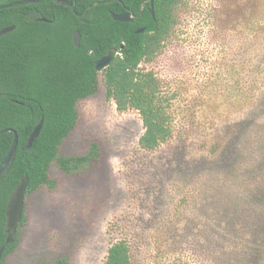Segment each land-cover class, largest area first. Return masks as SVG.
I'll return each mask as SVG.
<instances>
[{"label": "rangeland", "instance_id": "rangeland-1", "mask_svg": "<svg viewBox=\"0 0 264 264\" xmlns=\"http://www.w3.org/2000/svg\"><path fill=\"white\" fill-rule=\"evenodd\" d=\"M232 8L182 0L175 31L146 64L173 117L172 138L153 152L139 148V114L117 111L97 74L59 156H87L93 145L97 155L71 173L51 165L56 186L25 197L3 264H102L118 241L133 264H264V113L249 104L264 82V41L251 40L248 18Z\"/></svg>", "mask_w": 264, "mask_h": 264}, {"label": "trees", "instance_id": "trees-1", "mask_svg": "<svg viewBox=\"0 0 264 264\" xmlns=\"http://www.w3.org/2000/svg\"><path fill=\"white\" fill-rule=\"evenodd\" d=\"M18 1L21 0H0V5ZM59 1L73 3L74 10ZM101 1L110 3L97 4ZM144 1L43 0L39 4L0 10V30L15 27L0 37V131L11 128L18 136L14 162L0 175V246L6 237L7 200L22 176L28 177L26 197L44 185L55 188L56 181L50 175L54 162L65 173H71L96 157L95 145L82 157H62L59 150L77 125V102L97 91L94 61L108 49L119 51L103 70L106 98L114 102L119 112L133 110L139 114L144 130L139 148L153 152L172 138L171 100L163 94L161 81L154 72L145 67L175 31L182 0H154V17L149 5H143ZM91 4L97 5L89 8ZM258 5L264 8V0H232V11L236 20L248 18L251 40L264 41V20L256 23L253 18ZM124 13L133 14V21L122 23L111 18V14ZM139 29L144 32L137 34ZM76 31L87 36L80 48L70 44L71 34ZM90 44L95 47L91 55L84 53L85 46ZM121 44L123 48L119 49ZM261 49L258 67L264 78V43ZM253 91L251 88L250 111L257 116L264 113V82L254 94ZM41 119L39 136L24 151ZM12 142V133L0 136V165ZM24 212L25 205L20 226L24 223ZM17 244L18 234L12 244L5 245L0 264L14 252ZM53 264L68 263L61 258ZM102 264H133L127 242L113 243Z\"/></svg>", "mask_w": 264, "mask_h": 264}, {"label": "water", "instance_id": "water-1", "mask_svg": "<svg viewBox=\"0 0 264 264\" xmlns=\"http://www.w3.org/2000/svg\"><path fill=\"white\" fill-rule=\"evenodd\" d=\"M43 0H21L18 2H14L11 4H3L0 5V10H5V9H10V8H15L19 6H24V5H30V4H39ZM59 3L63 6H68L72 10H74V4L69 2V1H59ZM102 3H110V1H101L98 2L97 4H102ZM97 4H91L89 8L93 7L94 5ZM149 5V10L154 17V0H145L143 5ZM88 8V9H89ZM88 9H86L85 13H87ZM111 18L114 21L117 22H122V23H127V22H132L134 19V15L131 13H124V14H111ZM40 21L47 22L45 19H39ZM15 29L14 26L4 28L0 30V37L10 33ZM144 29H139L136 31L137 34L143 33ZM79 33L76 32L73 34V42L76 47H79ZM123 48V44L120 45V49ZM117 54V49L116 48H111L107 50L99 60L95 62L94 69L96 72H102L105 70L109 65L112 63L114 58L116 57ZM43 125V119L39 121V123L36 125L34 128L33 132L29 136L27 143L25 147L23 148L24 151L30 149L32 147V144L34 140L39 136L41 129ZM10 132L13 134V142L10 147L9 152L7 153L5 159L0 165V175L3 173V171L9 169L14 162L15 156H16V150L18 146V136L15 132V130L8 128L3 131H0V136L3 135L4 133ZM28 187V177L27 175L22 176L20 179L19 184L16 186L12 194L9 196L6 204V209H5V242L4 245L0 246V260L2 258V255L4 253L5 245L12 244L14 241V238L17 234L18 227L22 221L23 218V210H24V201H25V194L27 191Z\"/></svg>", "mask_w": 264, "mask_h": 264}, {"label": "flooded vegetation", "instance_id": "flooded-vegetation-1", "mask_svg": "<svg viewBox=\"0 0 264 264\" xmlns=\"http://www.w3.org/2000/svg\"><path fill=\"white\" fill-rule=\"evenodd\" d=\"M81 17H83V16H81ZM76 32H78V31H76ZM76 32H73L72 34H71V37H70V44L71 45H73L74 47H76L75 45H74V42H73V34L74 33H76ZM79 33V32H78ZM79 35H80V37H79V47H76V48H80V46H81V44L82 43H85L86 41H87V36L86 35H81L80 33H79ZM87 49V50H86ZM111 49V48H110ZM119 49H120V47H119ZM109 50V49H108ZM84 53H87V54H89V55H91V54H94L95 53V47H94V45L93 44H90L89 46H85V48H84ZM118 49H117V54H118ZM85 55V54H84ZM117 56V55H116ZM100 59V56L94 61V66H95V62L97 61V60H99ZM103 72V71H102ZM102 72H97V74L98 73H102ZM97 76V75H96Z\"/></svg>", "mask_w": 264, "mask_h": 264}]
</instances>
